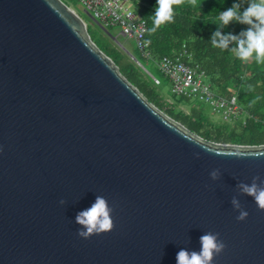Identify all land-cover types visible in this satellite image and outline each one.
Returning <instances> with one entry per match:
<instances>
[{
	"label": "water",
	"instance_id": "water-1",
	"mask_svg": "<svg viewBox=\"0 0 264 264\" xmlns=\"http://www.w3.org/2000/svg\"><path fill=\"white\" fill-rule=\"evenodd\" d=\"M262 146L159 109L63 0H0V264H177L209 232L212 264H264V210L241 188L264 189V155L227 154ZM97 197L112 227L85 239Z\"/></svg>",
	"mask_w": 264,
	"mask_h": 264
},
{
	"label": "trees",
	"instance_id": "trees-1",
	"mask_svg": "<svg viewBox=\"0 0 264 264\" xmlns=\"http://www.w3.org/2000/svg\"><path fill=\"white\" fill-rule=\"evenodd\" d=\"M133 2L140 15L146 19L145 37L154 59L157 60L162 55L178 54L185 48L188 57L182 59L191 65H199L217 92L236 95L248 117L244 123L237 122L232 126L224 122H211L198 106H191L188 113L177 109L178 103L187 104L190 101L174 95L173 100L163 97L148 73L116 47L107 42L96 41L88 32L98 47L118 65L121 73L150 102L205 139L220 143L264 144V64H259L254 59L242 62L234 51L214 48L211 44L212 35L217 30L222 35L239 36L247 29L248 25L236 21L227 26L217 23L219 13L231 8L233 4L239 5L240 0H180L179 4L173 5L174 20L159 27L155 24L154 14L157 0ZM240 10L241 8L238 11L242 13ZM236 46V42H230L229 49ZM134 54L139 60L142 58L136 49ZM161 75V79L167 82L168 79L162 73ZM154 76L161 84V79Z\"/></svg>",
	"mask_w": 264,
	"mask_h": 264
},
{
	"label": "built area",
	"instance_id": "built-area-1",
	"mask_svg": "<svg viewBox=\"0 0 264 264\" xmlns=\"http://www.w3.org/2000/svg\"><path fill=\"white\" fill-rule=\"evenodd\" d=\"M78 1L83 6L82 12L93 20L98 28L113 40L135 64L143 67L142 62L128 51L124 43L118 41L117 35L112 34V27H118L119 35L133 40L135 49L142 58L154 59L149 42L145 37L146 19L137 11L133 0ZM127 2H131L133 8L128 7ZM185 56L188 57V54L183 48L178 54L162 55L156 60L159 71L170 83L171 93L176 97L186 98L190 102L197 101L209 106L224 123L230 125L237 122L244 123L248 116L238 103L236 95L217 92L208 81L205 71L197 64L191 65L184 61L182 57ZM147 73L156 85L160 83L149 71Z\"/></svg>",
	"mask_w": 264,
	"mask_h": 264
},
{
	"label": "clouds",
	"instance_id": "clouds-1",
	"mask_svg": "<svg viewBox=\"0 0 264 264\" xmlns=\"http://www.w3.org/2000/svg\"><path fill=\"white\" fill-rule=\"evenodd\" d=\"M180 0H157L155 10V24L169 23L174 20L173 5L179 4ZM239 5L233 4L231 8L219 13L217 23L222 26L229 25L236 21L250 27L243 31L239 36L222 35L219 30L215 31L211 38L214 48L234 51L237 58L242 62L254 59L259 64H264V0H254L242 13ZM230 42H236V47L229 49ZM264 147V146H262ZM231 156L242 157L245 155L262 156L264 151L255 153L230 152ZM216 172L212 173L215 178ZM242 191L254 198L259 210H264V189L258 188L255 183L252 185H241ZM233 205L239 209V203L233 201ZM110 208L103 197H97L91 207L80 211L76 216V222L83 226L86 231H79L77 234L82 238H89L93 233L106 231L112 227ZM246 211H240L238 221L247 218ZM200 253H189L181 249L177 256V264H212L214 256L219 255L225 248L224 242L219 238V234L211 232L200 237Z\"/></svg>",
	"mask_w": 264,
	"mask_h": 264
},
{
	"label": "rangeland",
	"instance_id": "rangeland-1",
	"mask_svg": "<svg viewBox=\"0 0 264 264\" xmlns=\"http://www.w3.org/2000/svg\"><path fill=\"white\" fill-rule=\"evenodd\" d=\"M65 3L68 4V6L74 10L77 14L80 15V17L86 22L87 24V30L88 32L94 37V39L98 42H107L108 44H110L113 47H116L119 51H121V53L125 54L122 50L119 49V47L116 45V43L111 40L106 34H104V32H102L98 26L95 24V22L93 20H91L87 15H85L82 12L83 6L82 4L78 1V0H63ZM252 2H254V0H240V4H239V8H241V12L244 11ZM126 5L130 8H133V4L131 2H127ZM250 26L248 25L247 28H249ZM111 32L114 35H117V39L118 41L124 43V45L126 46V48L128 49V51L134 54L135 51V45L133 40L127 38L126 36L123 35H119V28L118 27H112L111 28ZM129 59V58H128ZM140 61L143 64V67H145L150 73L156 75L157 77H159L160 79L162 78L161 73L158 71L159 69H157V64H156V60L155 59H145V58H141ZM137 65V64H136ZM138 66V65H137ZM139 67V66H138ZM141 68V67H140ZM142 69V68H141ZM143 70V69H142ZM144 71V70H143ZM145 73L147 74V72L145 71ZM158 89L160 91V93L163 95V97H165L166 99H170L173 100V94L170 91V83L167 81H163L161 79V84H157ZM191 106H198L200 108H202L205 112V114L207 115L208 119L213 122V123H220L222 122L221 117L214 113L209 106L201 103V102H195L192 101L190 103L184 104V103H178L176 105L177 109H182L185 112H189L190 111V107ZM235 125V124H234ZM233 126V125H232Z\"/></svg>",
	"mask_w": 264,
	"mask_h": 264
}]
</instances>
